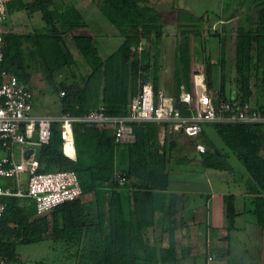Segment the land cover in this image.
<instances>
[{"label": "trees", "instance_id": "1", "mask_svg": "<svg viewBox=\"0 0 264 264\" xmlns=\"http://www.w3.org/2000/svg\"><path fill=\"white\" fill-rule=\"evenodd\" d=\"M15 1L22 4L26 13L37 12L45 27L43 34L32 35L34 43L31 44L40 51L42 62L36 69L41 71L43 82L52 90L58 113L81 117L101 106L105 116L120 117L126 114L139 80L148 78L153 91L157 90L159 65L156 56L161 16L151 0H91L119 37L116 48L103 58L97 55L90 35L77 31L86 25L70 2ZM226 2L221 5L224 6L221 11L232 6L228 5V0ZM237 5L245 6V12L236 19L232 30L230 75L225 81L220 79L219 84L212 72L206 43L198 39L197 22L201 15L192 16L185 10H176L181 37L173 45L170 67L174 101L179 85L186 90L191 88L188 54L195 45L198 60L203 65L204 89L209 90L213 99L242 104L248 103L253 96L252 107L264 112V0H240ZM5 8L9 12L8 4ZM238 9L229 8V17ZM65 37L72 50L64 43ZM22 38L17 34H2L0 69L14 76L31 94L27 86L28 66L24 64L21 50ZM138 45L141 46L139 52L136 51ZM195 72L199 71H192ZM58 74L63 78L56 81ZM226 82L232 85L229 95L223 92ZM210 126L226 151L216 149L215 153L200 129L205 147L203 153H197L200 165L230 173L231 168L224 159L228 153L233 155L248 176L250 185L246 186V191L260 195L254 197L252 203L257 223L263 226L260 210L264 206V124L217 122ZM131 130L133 141L117 145L113 143L110 129L74 121L71 124L74 160H70L61 154L58 124H50L47 143L35 150L36 172L72 171L81 196L91 195L92 199L82 202L78 198L62 203L52 208L46 217V214L35 215L29 198L1 197L4 209L0 215V257L23 264L17 247L48 241L50 248L58 249L65 256L66 264H178L172 229L166 230L167 245L164 247L153 238L157 214L164 212V192L171 166L167 154L171 143L163 138L158 144L154 122L132 123ZM67 153L72 155L69 150ZM116 168L125 177L123 186L112 181ZM0 185L13 188L11 182ZM175 199L173 194H168L165 204L168 221L175 214V206L170 202ZM234 216L233 197L225 195L226 231L232 228ZM148 228L152 233L151 241L146 235Z\"/></svg>", "mask_w": 264, "mask_h": 264}, {"label": "crops", "instance_id": "2", "mask_svg": "<svg viewBox=\"0 0 264 264\" xmlns=\"http://www.w3.org/2000/svg\"><path fill=\"white\" fill-rule=\"evenodd\" d=\"M13 1L14 0H4L5 7L6 4H8L10 9L9 12H7L3 27L5 33L17 34L18 36L23 37L21 50L24 55V64L28 66V72L30 75L27 86L32 95L31 112L33 115L37 116H55L58 114V107L55 98L53 94L52 97L45 96L48 86L43 82L41 71L36 69L42 62L39 54L40 51L37 47L35 48V46L31 44L34 43L31 39L32 35L43 34L45 32V27L37 12L30 14L26 13L20 2ZM180 1L183 6H179ZM188 1L190 2L191 0H186V2L183 0H174L173 4H175L172 5V7L170 5L171 10L167 9L170 11L168 13L171 14L173 10L175 12L177 9H182L189 14L192 12V8L186 6ZM228 1V5L232 4V6L229 7L230 9L237 10L239 8L237 13H233V16L229 17V8L228 10L221 11V8L224 6L221 7L220 4L215 7L214 13L216 14L215 17H218L219 21H221L220 23H229L228 34L230 43L225 55L230 72L231 38L233 36L232 30L234 28L231 25V19L237 17V19H239L242 17L245 12V6L240 5L238 7L237 4L240 0ZM88 2L89 5L87 4ZM151 2L154 9L161 16L167 13L164 9L159 8L160 0H151ZM70 3L76 10H78L82 19H86L87 23L84 20L86 26L77 31L90 35L91 42L97 55L100 58H103L109 52L113 51L118 45L119 37L116 36L115 29L107 23L102 15L100 21L98 18L92 16L91 13H93V15L100 14L94 6L93 1L77 0ZM224 3H227L226 0ZM201 13H204V11L200 13L195 12L197 15H200ZM234 14L236 15L234 16ZM97 20L99 21V24L97 23ZM174 27L176 28V25ZM163 35L168 36L167 33H164ZM64 43L68 49L72 50L68 37L64 38ZM165 44L164 47L161 45V49L164 50L165 54L170 55V57H168V55L166 56V60L164 59L167 64L168 62H172L173 51L171 49L168 50L166 48L167 43ZM158 52L159 48L157 44V54ZM164 56L165 55H163V57ZM159 58L160 56H157V63L159 66H162L159 62ZM77 59L78 58H76V60ZM199 65L200 61L198 60V56H196L195 59L190 58L189 75L191 76L192 70H197L202 74L204 81L203 71H200L198 68L200 67ZM228 75L230 74L228 73ZM165 76L161 78V73L158 71L157 90L161 91L164 95L171 97V82L166 80V78L170 79L171 74L169 73V77ZM61 78H63V76L58 74L55 79L57 81ZM224 91H227V95L231 94L232 85L226 83V86L223 87V92ZM253 102L254 97L251 96L248 99V103L252 106ZM33 109H37L40 112L33 113ZM42 110L45 112H41ZM209 125L210 124L205 123L201 125L205 138H207L206 135H211L212 133ZM202 126L205 128L203 129ZM163 138L167 139V143H171V147L167 154L168 162L171 166L168 170L167 190L164 192V212L157 214L158 216L154 225L157 230L154 232L155 235L153 238L159 240L161 246L164 247L167 245L166 230L172 229L175 256L180 262L190 259L194 260V264L198 260V264H228V261H233V264H264V206L260 210L263 217L262 220L260 218L261 225L263 226H260L256 219V213L254 210L255 205L252 203L254 197L260 195H255L246 191V189L248 190L246 186L250 185L248 176L240 173L238 177L228 179L224 175L227 174L225 171L203 168L199 162V155L195 153L189 139L180 133H168L161 125L157 124L156 141L159 145ZM207 140L210 142L211 148L215 153L216 149L220 152L226 151L223 146L217 143L215 144L208 138ZM231 157L232 155L228 153L224 161L233 171V167L230 164L232 162ZM8 182H11L12 184L11 180L6 181V183ZM168 194H173L174 197H176L174 201L170 200V202H173L172 205L175 206V214L171 221H168V215L166 212L167 207L165 206V204H167ZM225 195H232L235 212L232 221V228L228 231L225 230V222L223 218V197ZM80 199L82 202H86L90 201L92 197L91 195H83ZM146 235L148 240L151 241L152 233L149 228L147 229ZM231 239L234 242V257L230 255L231 249L228 241ZM208 257L209 260L206 261Z\"/></svg>", "mask_w": 264, "mask_h": 264}, {"label": "built area", "instance_id": "3", "mask_svg": "<svg viewBox=\"0 0 264 264\" xmlns=\"http://www.w3.org/2000/svg\"><path fill=\"white\" fill-rule=\"evenodd\" d=\"M6 16L4 0H0V61ZM140 49L141 46L138 45L136 51L139 52ZM197 76L201 81L198 88L195 85ZM74 121L109 128L113 143L117 145L133 141L132 123L154 122L168 133L182 134L190 140L196 153H203L205 147L200 135L201 124L217 122L264 124V112L255 110L248 103L239 104L223 98L213 99L209 91L204 89L202 74L195 72L191 75L190 90L179 85L175 101L161 91H153L148 78L139 80L137 91L130 98L124 116H105L101 106L87 111L81 117H73L67 113L37 116L31 113V94L14 76L0 69V178L11 180L13 186L11 189L0 185V198L7 196L29 198L33 202L35 215H43L57 205L81 197L74 172L69 170L36 172L38 164L35 150L47 143L49 127L54 122L58 124L61 154L67 159L74 160L71 134V124ZM67 143L72 156L64 153V146ZM21 175L25 176L23 190L20 188ZM112 181L117 186H123L125 183L123 173L117 168L112 172ZM3 209L4 204L0 201V215ZM0 264L16 263L0 257Z\"/></svg>", "mask_w": 264, "mask_h": 264}, {"label": "rangeland", "instance_id": "4", "mask_svg": "<svg viewBox=\"0 0 264 264\" xmlns=\"http://www.w3.org/2000/svg\"><path fill=\"white\" fill-rule=\"evenodd\" d=\"M67 1L74 2L77 0H67ZM183 1L186 2V0H183ZM224 1L225 0H191L190 2L188 1V4L186 3V6H189L192 8V12L189 13L192 16L193 15L199 16L195 14V12L200 13L204 11V13L200 14L201 18L197 22L198 24L197 32H198V37H199L198 39H199V42L202 41L203 43V41H205L204 44L206 43L205 44L206 53L210 58V63L212 65V72L215 76V81L218 82V84L220 82V79L221 80L224 79L225 81L229 73L228 62L226 60V55H225L227 47L230 43L229 34H228L229 23L228 22L220 23L221 21H219L218 17H215L216 14L214 13L215 7L218 4L222 5ZM173 2L174 0H160V4H159V8H162L165 11H167V13L163 14V16L159 14L161 16V34L159 36L158 43H157L158 48H159V52L157 56H160L159 62L162 65V66H159V73H161V78L165 75H166L165 77H169L170 67H171V62H168L167 64L165 62L166 60L165 58L168 54H165L164 50L161 49V45L162 47H164V45H166L165 43H167L166 48L168 50L171 49L173 51V45H174L173 41L174 40L178 41L181 37L180 32H179L180 30L177 29V25L179 24V22L176 20V11L174 12L173 10L171 14L168 13L170 12L168 10H171L170 5L172 7V5L175 4V3L173 4ZM87 4L89 5V2ZM179 6H183L181 1H180ZM91 14L94 18H98L99 21L102 18L101 13L99 15L98 14L93 15V13ZM237 18L231 19V25L233 27L235 25V21ZM84 20L87 23L85 18ZM98 20H97V23L99 24ZM174 24L176 25V28L174 27L175 26ZM164 33H167L168 36H164L163 35ZM196 50H197V47L195 45L193 46V48L189 49V54H188L189 58L195 59V57L197 56ZM163 55L165 56L163 57ZM168 57H170V55H168ZM199 66L200 67L198 68L202 72L203 65L200 63ZM166 80L168 82L170 81L169 78H166ZM226 83H225V86H226ZM52 94H53L52 90L48 89L46 91L45 96L52 97ZM37 112H40V111L37 109H33V113H37ZM41 112H45V111L42 110ZM204 128L205 127H203V129ZM210 129L212 130V133L211 135H206V137L212 142H214L215 144L217 143L222 146L221 141L215 135L213 129L212 128ZM231 160L232 162L230 164L233 167V171L231 170L230 173L228 172L227 174H224L226 178L233 179L235 177H238L240 173L246 174L243 167L239 163V161L233 155L231 157ZM4 181H10V180L9 179L5 180V179L0 178V183ZM24 187H25V176L21 175L20 176V188L23 190ZM48 213L46 214V217H48ZM228 243L231 249L230 255L234 257V254H235L234 242L231 239L228 241ZM17 253H18V257L22 260L23 264H66V261L64 260L65 256L58 249L50 248V243L48 241H41L38 243L21 245L17 247ZM206 261L208 260L206 259ZM198 262L199 260L195 264H198ZM178 264H191V260L189 259V260L181 261ZM228 264H233V261L231 262L228 261Z\"/></svg>", "mask_w": 264, "mask_h": 264}, {"label": "bare ground", "instance_id": "5", "mask_svg": "<svg viewBox=\"0 0 264 264\" xmlns=\"http://www.w3.org/2000/svg\"><path fill=\"white\" fill-rule=\"evenodd\" d=\"M200 78L197 76L196 78H195V85H196V87L198 88L199 87V85H200ZM69 148V145H68V143L64 146V153L66 154V155H68V156H70L68 153H67V150H69L70 151V149H68ZM72 156V155H71Z\"/></svg>", "mask_w": 264, "mask_h": 264}, {"label": "water", "instance_id": "6", "mask_svg": "<svg viewBox=\"0 0 264 264\" xmlns=\"http://www.w3.org/2000/svg\"><path fill=\"white\" fill-rule=\"evenodd\" d=\"M30 151H27V153H29Z\"/></svg>", "mask_w": 264, "mask_h": 264}]
</instances>
